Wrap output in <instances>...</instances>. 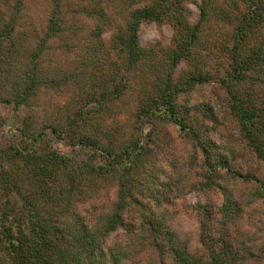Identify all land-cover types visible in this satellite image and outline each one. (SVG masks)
Returning <instances> with one entry per match:
<instances>
[{"label": "trees", "instance_id": "obj_1", "mask_svg": "<svg viewBox=\"0 0 264 264\" xmlns=\"http://www.w3.org/2000/svg\"><path fill=\"white\" fill-rule=\"evenodd\" d=\"M147 22L172 27L167 47L141 45ZM205 86L255 168L211 139ZM122 113L130 134L109 124ZM172 129L217 193L195 206L196 246L159 163ZM0 264H264V0H0Z\"/></svg>", "mask_w": 264, "mask_h": 264}, {"label": "rangeland", "instance_id": "obj_2", "mask_svg": "<svg viewBox=\"0 0 264 264\" xmlns=\"http://www.w3.org/2000/svg\"><path fill=\"white\" fill-rule=\"evenodd\" d=\"M192 15L191 22H194L197 18V10L194 5L189 6ZM173 30L170 25L157 26L155 23H143L140 27L139 31V40L142 46H147L153 44L155 42H160L162 47H167L172 39ZM104 40L109 41L110 34H104ZM184 64H181L178 67V70L184 68ZM211 86H205L202 88H196L193 93L191 100L193 102H199L202 100L210 101V103L214 104L218 107L220 113V122L221 125L217 126L214 130V133L211 135V139L214 140L221 147L225 148H234L238 153L243 156L245 155V151L243 149L238 140L235 126L233 121H231L226 113L224 112V108L222 106L223 101L222 97H216L217 90H211ZM51 96V95H50ZM53 100L57 101L58 104H62L67 100V95L63 92L53 95ZM218 99V101H217ZM220 105V106H219ZM21 121L19 116L10 115L7 122V130L5 138L3 142H8L11 140L13 134L14 125ZM109 124L112 128L115 126H125V130L130 134L132 132L133 124L129 119V116L126 113H122L120 116H115L114 119L109 121ZM211 126V124H210ZM171 142L170 147L171 151L166 149L159 153L161 165L166 166V170L173 172V183L176 187L172 192L174 195L172 201L173 212L176 214V218L181 220L184 223V232L187 237H192V246H196V217H195V206L198 203H204L206 200H214L216 198V191L212 188V190H206V187L202 185V182H205L206 178L201 175V170L199 168L200 159L194 152L193 145L191 141L186 137L184 138L181 135L177 134V131L172 129L171 132ZM224 139V140H223ZM54 149L59 151L62 154H69L74 158L83 159L84 152L80 150V148H76L75 150H68L67 147L60 145L59 143H53ZM245 161L241 162L243 168L246 167H256L252 160L249 157L244 156ZM240 167V162L238 163ZM249 168V169H250ZM204 179L203 181H201ZM195 231V235H194ZM125 237V233L122 229H118L116 232H113L106 238V245H111L113 243L119 242L121 239Z\"/></svg>", "mask_w": 264, "mask_h": 264}]
</instances>
